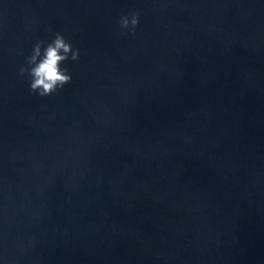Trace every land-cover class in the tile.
Returning a JSON list of instances; mask_svg holds the SVG:
<instances>
[{"label":"water","instance_id":"1","mask_svg":"<svg viewBox=\"0 0 264 264\" xmlns=\"http://www.w3.org/2000/svg\"><path fill=\"white\" fill-rule=\"evenodd\" d=\"M0 264H264V0H0Z\"/></svg>","mask_w":264,"mask_h":264},{"label":"clouds","instance_id":"2","mask_svg":"<svg viewBox=\"0 0 264 264\" xmlns=\"http://www.w3.org/2000/svg\"><path fill=\"white\" fill-rule=\"evenodd\" d=\"M140 15L137 9L121 13L117 21L120 35H135ZM48 31H51V28ZM79 59L80 50L74 48L71 41L57 32L46 45L44 40L35 42L31 54L25 57V64L18 70V77L28 79L30 95L40 98L59 95L65 85L72 82V74L64 66L65 63Z\"/></svg>","mask_w":264,"mask_h":264}]
</instances>
